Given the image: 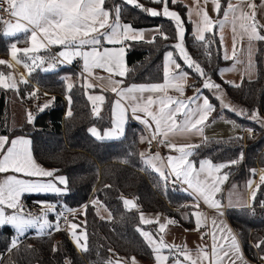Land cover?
Listing matches in <instances>:
<instances>
[{"label":"snow or ice","instance_id":"1","mask_svg":"<svg viewBox=\"0 0 264 264\" xmlns=\"http://www.w3.org/2000/svg\"><path fill=\"white\" fill-rule=\"evenodd\" d=\"M212 5V12L216 18L213 19L209 11L206 10L208 3ZM149 4L156 7H146L141 0H5V8L12 19L5 20L0 16V22L5 25L2 35L15 37L18 33H30L26 41L29 46L17 47V42L11 44L10 55L17 63H24V66L32 71L37 67L47 64L44 71H50L59 64L72 65L77 60L82 61L81 77L85 75L93 76L94 70H103L108 74V85L112 93L119 99L114 102L113 127L101 132L95 126L88 129L89 133L100 141L117 140L126 135V125L129 119L143 124L146 129L151 130V136L147 142L153 141L166 146L169 152H176L178 155H167L162 157L159 152L149 154L144 159L145 165L150 167L159 175L161 180L167 184L169 182L187 185L191 189V195L195 198H202L203 202L224 215V204L218 200L217 194L222 191V185L229 179V173L223 172L225 168H230L238 164L243 159V151L235 159L227 162L215 163L212 159H200L197 162L192 159L195 149L201 147L199 144H186L177 146L170 142V137L180 135H201L205 125L210 122V118L216 119L212 114L216 111V104L212 100L219 102L223 110L232 111L233 115L243 117L247 115L253 123L264 128V116L258 109H243L236 111L230 105L225 104L221 97H209L205 95L206 90L219 91L222 83L213 80V73L206 68L187 50L185 27V16L177 10H170L180 4V0H148ZM131 7L151 18H164L173 23L174 35L170 36L162 26L154 25L152 29L138 28L132 22H123L125 8ZM185 8L187 22L193 23L191 17L195 15V30L192 35L196 42H199L204 49V55L209 63L212 56V45L217 39L213 32L218 28L221 32L226 25L232 28V52L231 55L224 51L223 59L237 60L238 40H247L246 53L248 56L247 66L250 69L252 64L253 45L264 43V20L259 18L264 12V0H196L195 10L180 4ZM211 33V36H206ZM157 38L165 41L175 39L176 43L169 45L172 50H168L163 58V82L153 83H127L130 70L127 65V56L133 49L135 43L146 42L155 43ZM219 48H224V37L219 35ZM58 45L62 50L57 56H42L41 51H47L49 46ZM258 51V49H257ZM26 60L21 59V55ZM179 61L183 62L182 64ZM30 61V63H28ZM0 65L11 67L7 61L0 60ZM187 69V70H185ZM190 70V71H188ZM229 67L218 68L216 75H222L231 71ZM195 74L202 86L185 84L186 78ZM117 77L118 79H114ZM96 79L103 80L104 77L96 76ZM70 77H65V81ZM27 84V80H21ZM228 83L233 87H240L235 82ZM75 85L67 83V90L70 92ZM87 88L93 89L92 83H87ZM194 89L193 96H185L187 88ZM0 88L19 91L17 82L11 79L10 74L0 71ZM174 90L179 95L169 94ZM37 91L29 93L30 97H35ZM184 97V98H181ZM92 102V111L96 116L101 113V106L105 103L104 95H89ZM54 100V98H53ZM71 97L69 96V101ZM50 105L45 104L39 107V111H45ZM71 116V111L68 112ZM35 117L28 113V123L32 124ZM236 126V121H231ZM241 130H245L241 127ZM252 134L255 129H246ZM15 131V129H13ZM145 140L144 136L140 137ZM242 140L243 137H236ZM145 157V153L140 154ZM252 175L255 170H250ZM55 181V182H54ZM261 184L253 188V182L249 180L247 187L252 189L250 196L251 203L237 202L228 204L232 208H248L254 214L257 192L264 186V175L260 177ZM68 178L65 175L54 177V172L42 167L34 158L32 140L25 135L11 136L0 134V232L8 229L9 246L5 249L11 253L18 249L21 238L26 237L30 230H34L38 235L48 234L49 230L59 231L60 221L65 220L63 213L58 209L62 207L58 200H38L39 212L33 213L27 209L23 198L25 196H55L66 197L71 195L68 187ZM106 188L111 185H105ZM185 189V191H187ZM126 209L137 208L133 199L124 198L122 200ZM264 207V201L260 202ZM198 206V205H197ZM55 216L54 220L49 217ZM158 224L159 233H164L165 229L176 223L172 218L166 222L155 221ZM140 223L150 224L152 220L146 219L140 213ZM199 224V220H197ZM80 224L70 223L72 236L75 244L81 251L87 252V233L78 232ZM216 221L213 220V228ZM136 231L145 240L153 253L154 264H238L243 259L242 249L238 238L231 230L227 234L223 230L212 232V244L197 248L195 254L186 246L168 244L162 236L159 238L150 231L137 226ZM217 235L220 239L217 240ZM257 248H264V240L258 241ZM58 247L54 246L53 251ZM167 250V254H165ZM109 251H112L109 249ZM130 264H137L135 257H131ZM260 259L264 260V256ZM0 264H3V253H0ZM106 264H121V259L115 261L109 259Z\"/></svg>","mask_w":264,"mask_h":264},{"label":"trees","instance_id":"2","mask_svg":"<svg viewBox=\"0 0 264 264\" xmlns=\"http://www.w3.org/2000/svg\"><path fill=\"white\" fill-rule=\"evenodd\" d=\"M141 2L146 7L159 9L158 5L149 4L148 0ZM180 4L185 5L181 1ZM180 4L173 8L185 16V27L188 29L185 43L190 55L207 71L213 73V80L222 83V89L240 110L247 112L258 109L262 113L264 111V43L256 46L255 78H244L240 87L223 83L229 81L222 75H216L215 70L229 65L231 61L222 58L217 28L213 30L217 39L212 45L209 63L202 55L204 49L201 44L193 38V25L187 22L185 8L180 7ZM123 22H132L136 27L145 29L159 25L170 36L174 35L173 23L169 20L151 18L131 7L125 8ZM3 27V23L0 22V33L3 32ZM211 35L206 33V36ZM27 40L28 35L25 33L15 37L0 34V60L9 56L10 45L13 42L19 41L17 45L24 48L29 45ZM175 43V39L165 41L160 38L152 44L135 43L127 56V65L131 74L126 82L163 81L164 54L172 50L169 45ZM20 55L23 57V54ZM178 62L182 67L184 66L182 61L178 60ZM0 71L8 73L9 67L0 65ZM190 75L193 77L194 85H201L200 79L195 74L190 72ZM69 76L71 83L75 85L70 92L67 90L68 81H65V77ZM25 80L28 83L20 84L19 94L27 108L39 100L43 102L40 107H43L47 104L44 101L47 95L51 96V101L48 103L50 106L43 112L38 110L37 113L28 109L35 117L32 124L28 123L27 118L20 126H11L9 120L11 89L0 88V134H10L13 137L29 136L36 161L52 168L54 174L67 176L71 195L66 197L30 195L26 196V200L29 202L44 199L58 200L67 208L66 210L71 211L69 220H75L85 228L88 251L78 249L69 231L60 229L49 230L50 235H26L21 238L18 249L8 253L5 249L9 246L10 232L6 228L0 232V253H3V264H106L109 259L115 261L117 258L130 264L131 257H135L136 261L154 262L150 247L136 231L137 226L144 229L152 228V224L140 223L141 210L164 212L173 218L177 225L190 227L194 224L192 216V210L196 208L192 203L194 197L183 189L174 190L170 182L165 184L157 173L145 165V157H141L140 154L146 155V132L140 123L129 119L126 135L117 140L100 141L89 133L88 129L93 126L99 128L111 126L112 98L106 92L107 97L101 113L94 117L93 105L88 99V93L98 87L87 88L81 73L67 65H60L47 72L38 67L31 74L28 71ZM33 90L37 91V95L30 97L29 93ZM205 92L210 98L213 97L209 90ZM212 102L216 104L213 117L232 119L245 129L249 127L256 129V137L248 136L246 140L236 139L243 135L205 138L198 143L201 147L194 150L192 159L197 165L200 159H212L215 163L227 162L237 158L242 150V161L223 170L229 173L225 185L238 186L241 190L249 191L251 195L252 189L247 187V182L251 180L253 188L260 185V177L263 174L258 175V172L264 170L263 128L248 119L247 115L237 117L232 111L223 110L218 101L213 99ZM69 111L72 113L71 116L68 115ZM212 120L215 119L210 118V121ZM141 136L145 137L143 142ZM253 169L254 175L250 173ZM105 185L111 187L106 188ZM127 197L136 201L137 208L131 210L125 208L122 200ZM93 200L103 207L106 217L100 216L97 204ZM261 201H264V186L257 192L254 214L248 208H227L228 219L236 229L246 254L253 260L264 256V248L255 247L258 241L264 240V207H261ZM58 210L61 211V207ZM185 212H188L189 219L185 218ZM54 246L58 247L57 251H53Z\"/></svg>","mask_w":264,"mask_h":264},{"label":"crops","instance_id":"3","mask_svg":"<svg viewBox=\"0 0 264 264\" xmlns=\"http://www.w3.org/2000/svg\"><path fill=\"white\" fill-rule=\"evenodd\" d=\"M183 2L187 5L188 8H190L189 2L187 0H183ZM233 2L234 3H238L239 0H233ZM194 3H196V0H194ZM200 3L203 4L204 0H200ZM194 10H195V8H194ZM206 10L209 11V13H210V15H212L213 19L216 18L215 14L212 12V5H211L210 2L208 3ZM259 18L261 20H264V12L260 13ZM7 19L8 20L12 19L14 21V18H11L10 16L5 18V20H7ZM195 19H198V18L195 15H193L191 17V20L193 21V23H192L193 31L195 30V21H196ZM4 27H5V25H4ZM4 27H3V30H4ZM146 29H152V28H146ZM217 30H218V34L219 35H223V37H224V42H223L224 43V48H222V54H224V51H227L228 54L231 55V52H232V28H231V25L230 24L226 25L225 29L222 32L218 28H217ZM19 34H22V33H19ZM27 35L30 36V33H27ZM246 46H247V40L246 39H244L242 41L238 40V44H237V60L243 62V63H238V64L241 65V67H246V64H247V61H248V56H247V53H246ZM256 46H257V44L253 45V52H252V57H251L252 61H255L254 58H255ZM61 50H62L61 46H58V45L49 46V48L45 52V54L47 53V54H49L51 56L52 55L54 56V55H58V53ZM230 61H231V63L229 65L225 66V67H230L233 64L234 65L236 64V60H230ZM58 66H60V65H57V67ZM225 67H223V68H225ZM224 74L226 76H223V74H222V76L225 79H227V80L229 79V77H234L233 74H227L226 72ZM24 76H25V78H27V73L24 74ZM96 76L104 77V79L103 80L96 79L95 78ZM244 76H246L245 73H244ZM241 77H243V76H241ZM84 78H85V85H87V83H92L95 87H98V88H96V90H90L88 96L89 95H104L105 98H106L107 97L106 92H108L111 95V98H112L111 99V114H112V116H111L112 117L111 126L106 127V128H99V127L95 126L101 132L107 131L109 128L113 127V120L115 118L114 114H113L114 102H115L116 99H119V97H117L114 93L111 92L110 87H109L108 82H107L108 74L106 72H104L103 70H94L93 76L88 77V76L85 75ZM113 78L114 79H118L117 77H113ZM192 80H193V78L191 77V75H189L186 78L185 84L191 85ZM230 80L233 81L232 79H230ZM162 82L163 81H161L160 83H162ZM192 93H193V89L189 87L186 90L185 96L190 97V96H192ZM169 94L174 95V96L179 95L174 90H170ZM47 98H51V96L47 95L46 98L44 99V101H46ZM181 98H184V97H181ZM25 108L28 111V108H27L26 104H25ZM231 121H235V120L220 118V119H215V120H212V121L208 122L205 125V127H204L203 138L201 140H198L200 135H180V134H176L175 136L170 137V142L176 143L177 146H182V145H186V144H198L201 141H203V139L210 138V137H229V136H235V135H242L244 130H241V127H243V126L240 123H238V122H236V126H233ZM141 125L143 126V128H144V130L146 132V147H147V145L149 144L147 142V138L150 137L152 133H151V130L146 129V127L143 124H141ZM25 136H27V135H25ZM161 148H162L164 153L167 152L165 154V157L167 155H169V154L177 155V153L174 152V151L173 152H169V150H168V148L166 146L162 145ZM147 155H149V154L146 151V157H147ZM41 166L45 168V166H43V165H41ZM47 168H49V167H47ZM55 176H58V174H54V177ZM187 190H188V192L190 194L191 193V189H187ZM224 192H225V190L223 191V194L221 195L223 197V204L225 206L224 207V215L223 216H220L216 210H214L213 208H211L207 204H205L203 202L202 198L199 199L200 200V204H198L196 202L195 198L192 201V202H194L195 207L199 208V210H200L199 212H201L200 215H199L200 219H201V221H200V231L203 232L201 230V227L208 226V228H209L208 231L207 232H203V233H204V237L207 239L206 240L207 241V245H208V247L210 249L211 244H212V235H211L212 232L213 231H217V230H223L224 233L227 234V230L230 229L231 232L237 236L238 241H239L240 246H241V249H242L243 259L239 260L238 264H257L255 262V260L251 259L246 254V251L244 249L243 243H242V241H241L236 229L232 226V224L230 223V221L228 219V216H227L228 203H226V195H225ZM216 198L219 200L218 196ZM23 200H24V204H25L27 209H29V207L31 205L39 207L38 204H36L37 201L29 202V201L26 200V197H24ZM232 203L233 204H237V200L234 199ZM49 218L51 220H54L55 216L51 215ZM213 220L216 221V227L215 228H213ZM60 224H62V223L60 222ZM27 235H36L37 236L38 234L36 232H34V230H30ZM40 235H43V234H40ZM189 236H191V235H189ZM219 239H220V237H219V235H217V240L219 241ZM189 250L193 251V254H195V250H191V249H189ZM165 254H167L166 251H165ZM137 264H154V262L137 261Z\"/></svg>","mask_w":264,"mask_h":264},{"label":"rangeland","instance_id":"4","mask_svg":"<svg viewBox=\"0 0 264 264\" xmlns=\"http://www.w3.org/2000/svg\"><path fill=\"white\" fill-rule=\"evenodd\" d=\"M187 1L189 2L190 8L193 9V11H194V8H195L194 0H187ZM181 2H183V0ZM170 10H176V9L175 8H171ZM195 20L197 21L198 19H195ZM17 47H19V46L17 45ZM10 50H11V45H10ZM10 50H9V56L3 59L4 61H7L9 65H11V67L9 68L8 73H5V74H10L11 79H13V80H15L17 82V85H18V88H19L20 84H21V80H25L26 79L24 74L28 73L29 69H27L24 66V63H17L11 57ZM38 54L42 55V56H45V57L51 56V55H49L47 53L46 54L42 53V51L40 53H38ZM56 56L58 57V55H56ZM21 59L22 60H26V58L22 57V56H21ZM28 63H30V61H28ZM61 65H66V63L65 64H61ZM46 67H47V64L41 66V68H43V69L46 68ZM229 68H231L232 70L228 71L226 73L234 75V77H229V79H228L229 82H235L236 84H240L244 78L253 79V78L256 77L255 61H252L250 69L248 68L247 64H246V67H241V65L238 64L237 62H236L235 65L233 64ZM244 73H245L246 76H244ZM223 76H226V75L223 73ZM241 76H243V77H241ZM230 79H232L233 81H231ZM225 80H227V79H225ZM68 82L71 83V78H70V80H68ZM191 85H194L193 84V80H192ZM200 86H202V85H199L198 87H200ZM209 91L212 93L213 96L221 97V99L223 100V102L225 104L230 105V107L234 108L236 111H240V108L238 107V105L235 104L228 97V95L226 94L224 89H221L219 91H212V90H209ZM204 94L206 95V92ZM193 95H194V89H193L192 96ZM50 101H51V98H47L45 103L48 104V103H50ZM28 113L29 112L25 108L24 101H23L22 97L20 96L19 91L11 90L10 105H9V120H10L11 126H20L28 118ZM260 114L262 116H264V111H262V113H260ZM26 137L29 138L28 136H26ZM202 138H203V134H202V136L200 135L198 140H201ZM166 153L167 152H165V154ZM177 155H178V153H177ZM145 158H146V155H145ZM45 169L53 171L52 168L45 167ZM59 175H64V174H58V176ZM225 183L222 185V191L219 194H217L219 200H221L223 202V197L221 195L223 194V191L225 190L224 193L226 195V203L229 204V202L230 201L233 202L234 199H236L237 202L250 203V201H251L250 200V196L251 195H250L249 191L244 190V189L241 190V189L238 188V186H236V187L235 186L234 187H232V186L227 187L225 185ZM185 189L186 188H184V191H185ZM185 192L189 193L188 190L185 191ZM199 199L195 198V200H196V202L198 204H200V200ZM93 202H95L97 204V210H98V213L100 214V216L106 217L107 214L103 211V207H101L97 203L96 200H93ZM192 203L194 204V202H192ZM64 209H67V208L64 205H62L61 211H63ZM199 211H200L199 208H195L194 210H192V216L194 218V224H192V226L187 227V226L177 225L176 223H174V224L169 225L165 229L164 233H159L158 232V224L155 221L159 220L160 222H166L167 219H169L171 217H169L164 212H149V211L141 210V212L144 214L146 219H149V220L153 221V223L149 224V225L152 224L151 225L152 228L144 229V230L153 232L156 236L158 235L157 236L158 238L160 236H162L163 239L165 240V242L168 243V244H175L177 246L184 245V246L187 247V249H191V250H196L197 248H203L204 246H208V245H207V241H206L207 239L204 237V233L200 231V221H201V219H200L199 215H200L201 212H199ZM184 216H185L186 219H189L188 212H185ZM197 220H199V224H197ZM72 222H75V223H78V222H76L75 220H69L68 221L69 235L72 238L73 242L75 243V238L72 236L71 230H70V223H72ZM144 225H148V224H144ZM59 227L62 229L63 225L59 224ZM77 231L78 232H84L86 230H85V228L83 226H81L79 229H77ZM189 235H191V236H189Z\"/></svg>","mask_w":264,"mask_h":264},{"label":"built area","instance_id":"5","mask_svg":"<svg viewBox=\"0 0 264 264\" xmlns=\"http://www.w3.org/2000/svg\"><path fill=\"white\" fill-rule=\"evenodd\" d=\"M5 6H6L5 5V0H0V16H2L4 19L10 16L7 12L2 11L5 8ZM59 65H61V64H59ZM67 66H70L71 68L75 69L79 73H81V71H82V62L80 60L74 62L72 65H67ZM42 104H43L42 101H40V100L36 101L33 105H30L28 107V109H29L30 112L37 113L38 110H39L38 106L40 107ZM262 131L264 132V128L262 129ZM256 134H257L256 129H255V131L252 134H250L245 129L242 135H243V138L246 140L248 136L256 137ZM161 146H162L161 144L157 143L156 141H153L151 144L147 145L146 151H147L148 154H155V153L159 152L163 157H165V153L163 152ZM260 174L264 175V170H259L258 175H260ZM170 186L174 190H178V189H183L184 190V188H187L186 185H183V184H180V183L173 184V183L170 182ZM29 209H31L33 213H38L39 212V207H36V206H33V205H31L29 207ZM62 213H63L64 217L66 218L65 220H61L60 221L63 224V228L62 229L65 232H68V221H69V216H70L71 211H68V210L65 209V210L62 211ZM208 229H209L208 226L201 227V230L203 232H207ZM249 242H250V244H252L251 240ZM255 262L257 264H264V260H262L260 258L255 260Z\"/></svg>","mask_w":264,"mask_h":264},{"label":"water","instance_id":"6","mask_svg":"<svg viewBox=\"0 0 264 264\" xmlns=\"http://www.w3.org/2000/svg\"><path fill=\"white\" fill-rule=\"evenodd\" d=\"M102 107V106H101ZM94 117H97L95 114H94ZM128 199H133V198H129L127 197ZM134 200V199H133ZM135 201V200H134ZM136 202V201H135ZM137 204V203H136ZM121 264H126L125 261L121 260Z\"/></svg>","mask_w":264,"mask_h":264}]
</instances>
